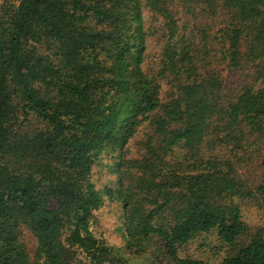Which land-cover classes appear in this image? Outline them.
I'll return each instance as SVG.
<instances>
[{
    "label": "trees",
    "instance_id": "1",
    "mask_svg": "<svg viewBox=\"0 0 264 264\" xmlns=\"http://www.w3.org/2000/svg\"><path fill=\"white\" fill-rule=\"evenodd\" d=\"M146 5L166 37L152 74L142 0L0 4V264H77L78 250L88 264H208L179 250L213 229L230 247L222 264H264V227L241 215L248 201L264 209V169L246 177L215 153L242 149L246 127L264 131V0ZM224 66L253 81L229 89ZM21 112L43 128L22 134ZM141 128L139 158L106 191L123 205L124 253L90 231L103 204L90 174ZM174 148L185 153L169 160Z\"/></svg>",
    "mask_w": 264,
    "mask_h": 264
},
{
    "label": "rangeland",
    "instance_id": "2",
    "mask_svg": "<svg viewBox=\"0 0 264 264\" xmlns=\"http://www.w3.org/2000/svg\"><path fill=\"white\" fill-rule=\"evenodd\" d=\"M6 1V0H3ZM0 0V4L3 3ZM143 1V17L145 30L148 35L146 40L145 61L143 68L147 73H155L161 68L162 53L166 44L164 21L161 16H155ZM192 30H188L189 36ZM224 68L223 78L227 80V87L236 90L241 85L251 83L253 81V70L246 71L230 70ZM171 89L164 85L162 88V98L167 99ZM27 118V119H25ZM18 125L21 126L19 131L33 133L43 125L33 116H26L24 112L19 114ZM18 126V127H19ZM17 127V128H18ZM243 148L237 149L234 144H221L215 149V153L224 159H230L238 162L240 173L246 177L259 176L264 169V131L263 133H255L249 127L245 128ZM145 129L141 128L137 135L130 140L124 150L115 152H104L100 155L99 160L94 164L90 180L94 183L96 189L103 195V204L99 209L93 212L90 222V231L92 235L104 242L107 246L114 250L126 253V231L123 217V205L117 198L112 199L106 194L108 189L116 190L119 188L120 172L125 170L121 164L125 160H135L139 158V150L144 139ZM208 152L207 150H205ZM204 151V152H205ZM184 150L174 148L173 152L168 156L171 160L176 157L182 158ZM56 167L57 164H54ZM116 196L117 193L115 192ZM236 201H240L236 199ZM54 204V202L52 201ZM51 203V204H52ZM241 215L243 221L251 227H264V209L253 201L242 203ZM69 233L65 231V236ZM24 243L27 248L32 262H35L36 240L29 231L24 232ZM230 247L223 243L218 231L213 229L211 232L202 233L196 236L189 244L182 247L179 253L182 257H190L206 261L208 264H222L227 256ZM77 264H88L90 261L86 254L78 250L76 257Z\"/></svg>",
    "mask_w": 264,
    "mask_h": 264
}]
</instances>
